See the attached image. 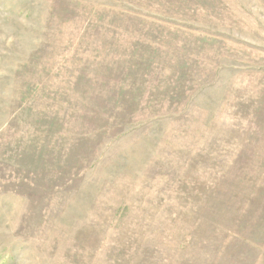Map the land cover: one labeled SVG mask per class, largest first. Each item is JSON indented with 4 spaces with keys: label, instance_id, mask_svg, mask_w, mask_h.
<instances>
[{
    "label": "rangeland",
    "instance_id": "374dc122",
    "mask_svg": "<svg viewBox=\"0 0 264 264\" xmlns=\"http://www.w3.org/2000/svg\"><path fill=\"white\" fill-rule=\"evenodd\" d=\"M0 264H264V0H0Z\"/></svg>",
    "mask_w": 264,
    "mask_h": 264
}]
</instances>
